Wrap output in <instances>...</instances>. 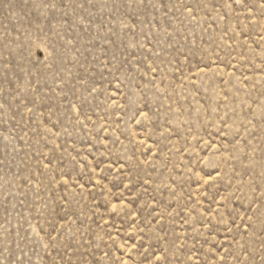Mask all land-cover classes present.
Wrapping results in <instances>:
<instances>
[{
  "label": "rangeland",
  "instance_id": "374dc122",
  "mask_svg": "<svg viewBox=\"0 0 264 264\" xmlns=\"http://www.w3.org/2000/svg\"><path fill=\"white\" fill-rule=\"evenodd\" d=\"M0 264H264V0H0Z\"/></svg>",
  "mask_w": 264,
  "mask_h": 264
}]
</instances>
